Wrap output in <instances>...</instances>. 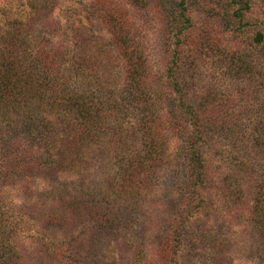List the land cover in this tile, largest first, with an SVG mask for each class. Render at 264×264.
I'll return each instance as SVG.
<instances>
[{"label":"rangeland","instance_id":"1","mask_svg":"<svg viewBox=\"0 0 264 264\" xmlns=\"http://www.w3.org/2000/svg\"><path fill=\"white\" fill-rule=\"evenodd\" d=\"M183 9L179 78L206 121L203 174L169 163L152 169L146 187L123 186L97 144L58 165L35 169L29 159L19 176L0 170L10 264H166L168 241L172 264H264V228L253 217L264 180V0H0V57L18 68L44 50L71 70L91 56L120 87L129 65L117 31L144 58L156 95L170 82V24Z\"/></svg>","mask_w":264,"mask_h":264},{"label":"trees","instance_id":"2","mask_svg":"<svg viewBox=\"0 0 264 264\" xmlns=\"http://www.w3.org/2000/svg\"><path fill=\"white\" fill-rule=\"evenodd\" d=\"M189 22L183 9L170 24L171 32L178 28L167 70L170 82L165 92L156 95V90H148L144 58L139 60L127 51L131 49L130 41L117 31L115 36L126 47L124 56L129 65L125 84L120 87L114 86L112 77L106 78L93 68L91 56L82 57L77 61L78 68L71 70L65 68L69 60L44 50L29 55L24 60L27 64L23 62L24 67L18 68L9 63L8 57H0V170L5 178L24 174L30 165H22L29 159L37 168L58 165L56 161L63 163L69 155L80 157L94 144L103 147L101 151L112 166H117L112 181L123 186L146 187L156 165L183 164L202 173L207 125L198 108L186 102L184 86L189 84L179 78L181 36ZM263 36L260 32L257 41L263 42ZM152 96L154 100L160 97L167 116L157 114ZM170 124L172 135L168 132ZM253 213L261 231L264 180L259 185ZM8 244L0 237L6 264L12 261L5 251ZM175 246L170 241L164 243L162 256L166 264H172Z\"/></svg>","mask_w":264,"mask_h":264}]
</instances>
